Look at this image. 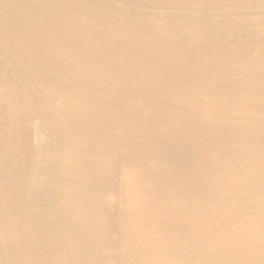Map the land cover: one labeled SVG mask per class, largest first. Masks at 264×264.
I'll return each instance as SVG.
<instances>
[{
	"label": "bare ground",
	"instance_id": "6f19581e",
	"mask_svg": "<svg viewBox=\"0 0 264 264\" xmlns=\"http://www.w3.org/2000/svg\"><path fill=\"white\" fill-rule=\"evenodd\" d=\"M0 264H264V0H0Z\"/></svg>",
	"mask_w": 264,
	"mask_h": 264
}]
</instances>
